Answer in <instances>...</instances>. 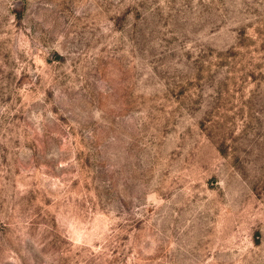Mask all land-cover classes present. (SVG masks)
<instances>
[{
	"label": "rangeland",
	"instance_id": "obj_1",
	"mask_svg": "<svg viewBox=\"0 0 264 264\" xmlns=\"http://www.w3.org/2000/svg\"><path fill=\"white\" fill-rule=\"evenodd\" d=\"M0 264H264V0H0Z\"/></svg>",
	"mask_w": 264,
	"mask_h": 264
}]
</instances>
